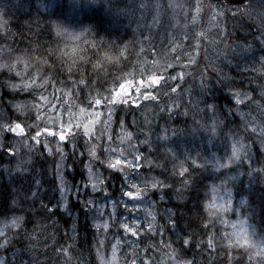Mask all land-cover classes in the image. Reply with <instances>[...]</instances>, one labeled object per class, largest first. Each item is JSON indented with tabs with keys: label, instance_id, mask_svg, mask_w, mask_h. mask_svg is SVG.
<instances>
[{
	"label": "clouds",
	"instance_id": "9594fccd",
	"mask_svg": "<svg viewBox=\"0 0 264 264\" xmlns=\"http://www.w3.org/2000/svg\"><path fill=\"white\" fill-rule=\"evenodd\" d=\"M93 55L161 77L118 109L131 128L87 113L61 127L56 80ZM9 108L27 135L0 131V264H264V0H0Z\"/></svg>",
	"mask_w": 264,
	"mask_h": 264
},
{
	"label": "snow or ice",
	"instance_id": "6c2138e0",
	"mask_svg": "<svg viewBox=\"0 0 264 264\" xmlns=\"http://www.w3.org/2000/svg\"><path fill=\"white\" fill-rule=\"evenodd\" d=\"M149 41L151 40V36L147 37ZM154 45H152V52L150 56H156L158 53L154 51ZM143 51V50H142ZM174 51V49H173ZM121 56H124V53H121ZM105 62L108 64H117L119 63V59H114L111 56L106 55L104 57V61L98 62L94 65V71L104 74L107 73V69L105 68ZM128 77V78H126ZM138 85V86H137ZM161 85V77L151 76L147 80L141 77L139 80L135 79V72L131 73H121L114 76L113 80L110 82L108 87L104 88L96 87L94 84H90L86 78L81 75L78 80L72 81L71 90L68 89L67 86L57 88V92L60 93V99L67 97L69 104L65 106L64 109H60L58 107L59 104L56 105V110L61 113L62 122L61 127H63V115L67 114L69 120L79 118L84 114H88V116H95L100 120H104L106 116L113 117L115 124L119 123L120 120L116 117V113L118 109L124 107L125 105H130L134 108H139L140 104L138 103L139 96L143 95L144 99L147 100L151 95L150 90L154 87H160ZM44 86H53L51 79L45 81L41 87ZM25 87L31 88V84H25ZM87 89V96L84 100H80L77 103L78 109L77 111L69 112L68 109L71 106V102L73 100H77L78 93ZM56 93H52V96H56ZM49 97H45L43 95L39 96L38 103L34 105H28L26 103H18L16 104V111L19 113H23L28 110H32L33 108H39L44 103L47 102ZM103 109V111H101ZM95 123V120L92 121ZM111 123V122H110ZM0 131H4L5 133H11L14 137H19L21 135H27L26 125L20 122L19 117L16 118L15 123L12 119H4L0 118ZM72 127H68L64 129L59 135V140L66 145L69 142V135L72 134ZM45 132L50 136L55 138L56 132L53 129L47 128ZM41 135V134H38ZM123 139V137H122ZM38 142V141H37ZM119 163V162H118ZM131 196V193H128ZM99 227V225H97Z\"/></svg>",
	"mask_w": 264,
	"mask_h": 264
},
{
	"label": "trees",
	"instance_id": "16d2710c",
	"mask_svg": "<svg viewBox=\"0 0 264 264\" xmlns=\"http://www.w3.org/2000/svg\"><path fill=\"white\" fill-rule=\"evenodd\" d=\"M151 19V17H149V20ZM160 35V37H159ZM146 36H149L148 32H143L140 36L141 40H144ZM160 38H164V42L165 44L167 43V34L164 33L163 37H161V34L159 33V30H156V33H154L153 35H151V41L153 43V45L155 46V48L153 49L154 51L158 52V49L162 48L163 45L160 44ZM103 54H101V57L99 59H102ZM151 58V57H150ZM98 62V57L93 55L92 56V62L82 65L80 67H78L77 71L71 74L68 73H64L62 75H60L58 77V79L56 80V87L59 88L61 87L60 81H64L63 87L67 86L69 90H71L72 88V81L73 80H78L81 75H83L86 80L90 83V84H94L96 87H101L103 86L104 88L108 87V85L110 84V82L113 80L114 76L121 74L124 71H127V67H125V63L121 62L119 65L117 64H105V68L107 69V73L104 74L103 72H96L94 71L92 64L93 63H97ZM46 71H49L48 69H45ZM49 92L52 91V86L48 87ZM87 89L81 91L78 93V98L76 100V103H79L80 100H84L85 97L87 96ZM11 97H7L5 99V104L7 103V99H10ZM58 107L60 108V105H58ZM8 117L10 119L15 118V113L13 112L12 109H8ZM77 111V110H74ZM101 111H103V109H101ZM116 117L120 120L121 117L124 118L125 123L129 126V128L132 127L131 124V119H132V115L131 113L125 114L123 112L118 111L116 113ZM69 117L65 114L64 115V119H68ZM81 119L87 120L88 117L86 116V114H84L83 116L80 117ZM118 126L119 123L114 125V131L118 130ZM14 135L11 133H6L5 134V139H11L13 138ZM43 146L41 145V148ZM66 150H70V145H66ZM70 200H72L75 204L79 205V197H70Z\"/></svg>",
	"mask_w": 264,
	"mask_h": 264
},
{
	"label": "rangeland",
	"instance_id": "374dc122",
	"mask_svg": "<svg viewBox=\"0 0 264 264\" xmlns=\"http://www.w3.org/2000/svg\"><path fill=\"white\" fill-rule=\"evenodd\" d=\"M159 37H160V35H159ZM162 37V36H161ZM162 38H160V40H161ZM164 39V38H163Z\"/></svg>",
	"mask_w": 264,
	"mask_h": 264
}]
</instances>
